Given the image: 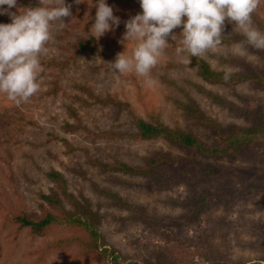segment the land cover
<instances>
[{"label": "rangeland", "instance_id": "1", "mask_svg": "<svg viewBox=\"0 0 264 264\" xmlns=\"http://www.w3.org/2000/svg\"><path fill=\"white\" fill-rule=\"evenodd\" d=\"M33 1L18 0L12 11L42 6ZM95 4L93 0L81 3L91 25ZM109 5L123 22L132 10L141 8L139 0H111ZM261 5L252 19L253 26L264 32ZM64 22L62 28L53 27L48 52L40 57L38 93L19 106L0 94V264L30 262L24 252L53 237L33 239L25 228L17 232V224L8 216L20 209L39 210L40 191L48 192L54 185L47 175L51 168L64 173L71 192L91 199L105 238L127 259L150 264L154 253L162 251L179 264H264V149L252 158H201L177 168L164 167L155 176L104 171L85 152L88 148L107 163L123 159L133 164H142L144 156L159 149L182 153L163 138H132L129 133L137 131L136 116L213 141L212 128L200 124L190 107L197 103L225 125L245 124L252 108L264 105V92L247 83L207 82L193 64L180 62L175 51L181 46L179 38L169 37L168 48L150 73L154 83L135 73L118 74L110 62L124 51L130 56L135 47L134 41L126 49L120 43L126 30L117 44L103 42L71 57L72 43L86 33L69 17ZM234 28V23L226 22L222 44L204 57L215 69H239L232 57L263 62L264 51L248 45ZM182 30L181 26L173 33L179 36ZM238 45L245 49L243 56L237 52ZM95 95L121 102L100 103ZM69 107L93 131H118L125 136L105 138L66 130L65 122L74 121ZM51 132L68 137L76 148L70 150L49 138ZM64 262L91 264L72 259L67 252L51 254L46 264Z\"/></svg>", "mask_w": 264, "mask_h": 264}, {"label": "trees", "instance_id": "2", "mask_svg": "<svg viewBox=\"0 0 264 264\" xmlns=\"http://www.w3.org/2000/svg\"><path fill=\"white\" fill-rule=\"evenodd\" d=\"M93 1L97 3V0ZM33 3L39 4V0H34ZM66 3L72 4L73 17L69 18L74 20L75 24L86 33L79 35L77 41L72 43V48L69 50L71 57L80 56L89 48L94 50L103 42L114 45L120 41L122 33L126 30L123 21L106 39L100 38L97 41L91 32V23L82 5L75 4L74 0H69ZM107 3L110 4L111 0H107ZM261 7L264 9V3ZM141 12V8L137 11L132 10L128 19ZM0 23H11V19L8 15H0ZM232 58L239 69H215L205 58L198 59L196 57L191 58V64L196 67L197 73L209 83L223 85L247 83L264 92V57L261 64H254L253 61L243 57ZM51 62L49 61V63ZM226 73H230V78L227 81L224 79ZM95 96L97 102L104 104L121 102L114 97L106 99ZM190 111L200 124L212 128L213 141L203 140L191 131L180 127H171L159 120L151 121L136 116L134 124L137 131L129 133L132 138H163L182 153L159 149L144 156L142 164H133L123 159L107 163L93 156L88 148H85V152L90 162L104 171L155 176L157 171L164 167L177 168L201 158L215 159L223 156L252 158L257 150L264 149V105L252 108V113L248 115L249 122L233 125H225L217 121L206 114L197 103L190 107ZM69 114L74 118V121L67 120L65 122L66 130H82L88 135L96 134L105 138L125 136L124 133L118 131L105 129L93 131L83 123L80 114L73 107H69ZM49 138L59 140L70 150L76 148L72 141L64 135L51 132ZM47 175L54 185L48 192L40 191L39 210L20 209L8 214L10 221L17 224V232L25 228L33 239L53 236L43 238L34 248L26 250L24 255L29 257L30 262L22 264H46L48 257L57 252H67L72 259L87 261L91 264H140L137 260L127 259L118 250L112 248L101 230L100 216L93 207L91 199L88 196L76 195L71 192L68 180L61 170L51 168L47 171ZM152 258L150 264H179L175 258L162 251H156ZM63 264L78 263L64 262ZM253 264H261V262L255 261Z\"/></svg>", "mask_w": 264, "mask_h": 264}, {"label": "clouds", "instance_id": "3", "mask_svg": "<svg viewBox=\"0 0 264 264\" xmlns=\"http://www.w3.org/2000/svg\"><path fill=\"white\" fill-rule=\"evenodd\" d=\"M81 4L82 0H74ZM141 13L128 19L121 44L125 49L134 41L130 56L118 53L110 62L118 74L135 73L154 83L150 73L157 66L172 41L180 40L175 49L180 62L189 65L191 58H204L222 44L226 22L234 23L251 47L264 51V32L253 26V14L264 0H139ZM38 7L12 9L18 0H0V15H8L11 23H0V94L17 106L26 103L40 90L39 73L43 70L40 57L48 52L53 40V27H64V18L73 17L72 4L66 0H39ZM7 6V7H5ZM95 21L91 25L98 41L121 24L107 0H97ZM186 17V19H185ZM182 26L179 36L174 29ZM241 56L245 49L237 46ZM230 73H226L227 81Z\"/></svg>", "mask_w": 264, "mask_h": 264}]
</instances>
